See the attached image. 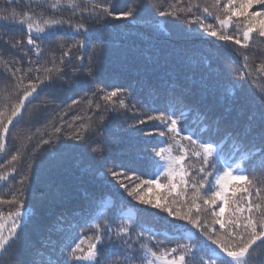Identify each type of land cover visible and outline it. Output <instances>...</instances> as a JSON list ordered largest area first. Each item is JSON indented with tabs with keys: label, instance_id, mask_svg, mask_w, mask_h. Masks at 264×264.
<instances>
[{
	"label": "snow or ice",
	"instance_id": "6c2138e0",
	"mask_svg": "<svg viewBox=\"0 0 264 264\" xmlns=\"http://www.w3.org/2000/svg\"><path fill=\"white\" fill-rule=\"evenodd\" d=\"M148 9L161 18L162 31L175 27L209 50L182 51L171 70L146 66L150 74L135 94L130 84L105 78V48L94 41L116 27L112 21H135ZM16 26L26 37L0 31V65L7 70L0 73V158L10 140L15 148L6 161L10 171H0L11 195L0 199L10 206L7 215L0 211V264H254L253 254L264 249V56L255 51L264 44V0H135L119 9L116 0H8L0 6V29ZM45 46L51 59L41 62ZM236 56L243 70L235 69ZM84 85L90 86L84 95L72 99ZM85 98V114L65 121ZM22 121L27 136L14 131ZM150 122L156 124L148 128ZM154 135L167 142L153 143ZM113 136L120 139L112 147L135 142L151 150L113 158ZM62 140L75 141L71 147L98 165L75 200L55 191L60 203L49 236L64 231L45 259L49 239L37 248L23 232L26 197L34 162L37 175L43 164L58 167L50 149ZM18 167L24 174L8 185ZM137 168L155 178L138 179ZM170 240L189 242L169 247Z\"/></svg>",
	"mask_w": 264,
	"mask_h": 264
},
{
	"label": "trees",
	"instance_id": "16d2710c",
	"mask_svg": "<svg viewBox=\"0 0 264 264\" xmlns=\"http://www.w3.org/2000/svg\"><path fill=\"white\" fill-rule=\"evenodd\" d=\"M7 2L8 0H0V6ZM25 2H27V0H25ZM134 2L135 0H116V6L117 9H119ZM201 2H203V0H201ZM13 6L15 7L16 5ZM19 6L22 8L24 5L21 4ZM68 15L69 14H65V18H68ZM160 19L161 18L159 17H154V15L151 14V9H148L147 11L142 12L135 21H112V24L116 25V27L106 29L103 33H100V35L103 36V40L94 42L102 43L105 48L104 76L106 79L115 83H123L124 85L130 84L132 89H135V94H139L141 88L138 81L143 80L146 75L150 74V71L146 72V66L152 65L158 69L168 68L171 70L179 63V54L182 51H188L189 54H192L193 49H202L204 51L209 50L208 43H200L199 41L194 42L195 38L190 39L187 36L179 34L175 27L162 31V25H158ZM207 22L215 23L212 18H209ZM0 31H4L7 37L13 39L26 37V30H22L19 26L0 29ZM205 41L213 44H221V42H217L214 38L210 37H205ZM48 43L50 42H46V45ZM68 43H72V41L69 40ZM221 50L228 54L235 55L232 53V47L224 48L221 44ZM255 51L261 56H264V44L256 43ZM60 54L59 50L55 52L57 58H59ZM50 59L51 56L49 50L47 46H45V56L41 57V62ZM235 59V69L243 70L242 59L238 56H236ZM252 59L257 64L260 62L259 57H252ZM25 66L27 65L25 64ZM0 73L7 74V70L3 68L2 65H0ZM249 84H251V81H249ZM88 87L90 86L84 85L81 89L76 90L72 94V99H79L84 95V92ZM132 89H130V91ZM88 95L90 96L91 93L89 92ZM57 103H59V101H57ZM70 103L71 100L65 101V104ZM63 107L64 104H61V108ZM87 109V98H85L81 104L74 106L72 110L67 111L64 120L72 122L73 117L85 114ZM88 114L91 115V112H88ZM148 114L153 113L146 112V115ZM42 124L43 122L32 125L31 132L34 133L37 128H41ZM155 124L156 122H150L148 128H151ZM114 128L115 123L111 125L110 132ZM17 130L23 131L25 136L29 134L28 126L25 125L23 121L16 126V129H14V131ZM141 135L143 136V133H141ZM44 138L47 139L48 137L45 136ZM117 139H120V136H113L109 146L111 149L110 156L113 158L119 157L122 153L127 154L129 151L151 150V145H148L147 148H145L144 144H136L135 142H133V148H128L127 146L112 147L116 144ZM157 141H163L164 143L167 142L166 138L154 135L152 137V142L156 143ZM33 143H35V140H33ZM75 143V141L62 140L58 141L51 147L50 151L56 153L58 167L50 164H43L37 175L34 162V171L31 176V183L26 197L29 216L25 218L27 223L23 228V232L28 240L37 248L40 247L42 240L46 238L49 239L47 250L45 251L42 249L45 253V259L47 258L48 252L54 250L53 246L57 245L64 231L62 228H56L49 236L48 225L51 224L53 220L51 214L58 210L60 203L59 201L54 200L55 191L58 188L62 189L68 193L70 199L75 200L84 189L90 187V182L86 181L85 178L90 175L92 170L98 165V162L92 160L88 153L83 149L71 147V145H74ZM44 147L46 150L49 148V146ZM14 153L15 148L12 147V142L10 140L8 154L3 158H0V165H4L3 168H0V171H10L6 161L9 160ZM43 158V156H39L37 159L40 160ZM24 171L25 169L23 167H18L19 174L15 175L14 180H9L8 185H12L15 181H18L21 178V175L24 174ZM100 171H104V169H100ZM135 172L138 179L155 178L144 168H137L135 169ZM157 191L162 190L158 189ZM148 195L151 196L152 193L149 192ZM0 199H11L8 186H5L2 183H0ZM9 210L10 206L8 204L0 205V211H3L5 215H7ZM100 210L102 211L103 208ZM77 215H79L78 211ZM211 219L209 210V224H211ZM157 227H160V225H157ZM215 228L219 231V225H216ZM76 231L85 237L91 235V232L86 229L82 231L80 228H77ZM193 231L196 230L194 229ZM197 235L199 236L200 234L197 232ZM188 242L189 241L187 240H170L167 243L169 247H172L177 243ZM19 250L23 252L22 247ZM253 260L254 264H264V249H258L257 252L253 254Z\"/></svg>",
	"mask_w": 264,
	"mask_h": 264
}]
</instances>
